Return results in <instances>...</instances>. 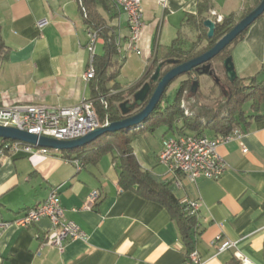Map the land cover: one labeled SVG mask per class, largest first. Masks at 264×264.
Segmentation results:
<instances>
[{
    "label": "crops",
    "instance_id": "1",
    "mask_svg": "<svg viewBox=\"0 0 264 264\" xmlns=\"http://www.w3.org/2000/svg\"><path fill=\"white\" fill-rule=\"evenodd\" d=\"M160 1H141L144 29L140 53L124 57L121 70H133L142 77L151 60L163 59L168 46L179 37V30L187 27L188 16L196 15L199 2L209 3V14L225 17L239 12L243 0H165L164 7ZM113 9L116 17L110 25L126 37V17ZM78 10L75 0H0L1 36L7 52L0 66V107L64 108L90 100L89 83L82 80L89 58V29ZM97 11L106 21L109 19L100 8ZM38 21H44L41 28L35 26ZM164 29L176 37L167 38ZM162 43L165 50L158 55ZM102 44L101 38L96 54L101 52ZM230 52L237 78L247 79L259 73L264 63V19L255 21ZM137 81L119 83L130 88ZM242 133L241 139L217 147L226 165L219 179L200 178L194 184L183 181L181 189L172 186L178 200L198 205L194 252L199 264H240L237 254L252 264H264L263 121L250 123ZM166 137L172 135L162 134L160 139ZM160 139L155 146L145 133L137 135L133 155L141 168L169 183L171 178L157 164ZM243 148L246 153L241 151ZM102 159L95 166L84 165L80 171L55 151L48 156L18 152L1 159L0 222L10 225L0 231V264L185 263L177 227L167 211L131 191H120L111 158ZM54 189L64 218L88 236L85 243L65 242L62 251L45 245L50 227L47 218L26 228L11 224L44 203ZM92 191L99 193L97 203L90 211L82 210ZM217 237L235 246L218 251Z\"/></svg>",
    "mask_w": 264,
    "mask_h": 264
},
{
    "label": "trees",
    "instance_id": "2",
    "mask_svg": "<svg viewBox=\"0 0 264 264\" xmlns=\"http://www.w3.org/2000/svg\"><path fill=\"white\" fill-rule=\"evenodd\" d=\"M79 10H84V22L88 29L97 31L103 39L101 52L93 58L95 76L89 82L91 97L90 103L97 120L104 124L106 121L116 122L125 117L121 116L119 104L132 97V95L146 82L161 60L177 59L180 63L201 55L215 44L223 35L230 31L234 25L247 15L260 0H243L241 10L230 13L215 24L214 34L207 38V29L203 22L209 14V3H198L196 15H189L186 20L187 27L197 34L195 42L180 47L179 37L168 46L165 57L153 59V64L143 76L130 88L123 87L118 81V75L124 59H120L116 49V27L110 25L115 19L116 12L110 0H75ZM100 8L109 19L106 21L97 11ZM259 19H264V13ZM246 30L226 47L214 61L222 62L230 55L231 46L240 41ZM0 28V66L6 57ZM167 71V70H166ZM189 73L186 76L190 77ZM175 82V81H174ZM227 82L228 93L218 92V98L211 105L200 102L201 94L197 91L190 93V78L177 86L171 99L166 92L151 115L139 126L130 131H119L104 134L89 144L71 151L58 152L69 161L77 160L83 165H97L105 156H110L111 163L115 166L117 186L120 191H131L140 198L160 205L170 216L179 233L183 246L185 261L194 252L198 237V222L196 216L190 215L185 204L173 194L171 182L159 181L150 171L141 168L133 152V140L139 134L153 132L159 128L164 129L163 136H180L195 134L198 136L219 137L230 134L233 130H247L252 122L264 123V64L260 73L247 78H236ZM172 84V83H171ZM216 89L215 87H213ZM213 93V92H211ZM183 105V106H182ZM189 115H185V113ZM8 143L10 141H3ZM4 156L9 152L2 150ZM229 264H237L231 261Z\"/></svg>",
    "mask_w": 264,
    "mask_h": 264
},
{
    "label": "built area",
    "instance_id": "3",
    "mask_svg": "<svg viewBox=\"0 0 264 264\" xmlns=\"http://www.w3.org/2000/svg\"><path fill=\"white\" fill-rule=\"evenodd\" d=\"M142 0H110L113 7L126 17V28L128 35L123 37L116 33V49L120 59L140 53L141 34L144 29V13ZM164 7L165 0L160 1ZM83 18L86 17L84 10ZM211 20L216 24L222 21L214 12H210ZM213 17V18H212ZM44 21H38L35 26L41 28ZM87 50L89 54L85 71L82 74V80L88 84L94 79L95 72L93 67V58L96 55V47L101 39L97 31L89 29L87 32ZM185 115H188L185 113ZM90 103V100H82L75 106L64 108H51L45 105H18L0 107V126L13 127L21 131L39 136L52 137L59 140H73L80 138L87 133L100 127L101 124ZM243 133L239 129L233 130L226 136L208 137L195 134H186L172 136L160 139L161 147L157 156L158 163L165 168L166 174L171 178V184L175 189H181L182 182L194 184L198 179L217 180L226 171V165L218 155L217 147L232 140H239ZM0 139V161L5 156L2 150L6 149L9 155L14 153L32 154L48 156L51 150L31 147L19 142L4 143ZM246 153L247 150H241ZM8 155V156H9ZM76 169L80 171L84 165L77 161H69ZM98 191H92L82 210L90 211L99 199ZM187 207L190 215L196 216L197 203L194 201L182 200ZM47 218L50 223L49 230L45 235V245L53 247L56 251H62L67 241L87 242L88 236L73 221L64 218V209L61 206L57 190H52L41 205H38L24 213L22 217L13 221L11 224L17 227H29L40 218ZM10 225L0 222V231ZM218 251L233 248L235 245L229 241H221L217 237ZM240 264H252L249 259L237 254ZM184 264H199V259L195 252H192Z\"/></svg>",
    "mask_w": 264,
    "mask_h": 264
},
{
    "label": "water",
    "instance_id": "4",
    "mask_svg": "<svg viewBox=\"0 0 264 264\" xmlns=\"http://www.w3.org/2000/svg\"><path fill=\"white\" fill-rule=\"evenodd\" d=\"M264 13V0L260 2L241 20H239L230 31H227L214 45L195 59H189L180 63L177 59L161 60L148 80L132 95V97L119 104L121 116L128 117L116 122L106 121L103 125L73 140H59L47 136L30 134L13 127L0 126V139L19 142L36 148L48 149L55 152L71 151L81 148L98 137L107 133L119 131H130L141 125L154 111L161 97L164 95L171 83L186 76L190 72L198 75L209 76L212 74L211 61L216 58L226 47L229 46L239 35H241ZM203 26L207 29V38L211 39L215 29V23L211 19H205ZM223 72L229 82L236 80L237 75L232 58L230 56L222 61ZM167 70V71H166ZM199 82L194 79L190 86V93L194 95Z\"/></svg>",
    "mask_w": 264,
    "mask_h": 264
},
{
    "label": "rangeland",
    "instance_id": "5",
    "mask_svg": "<svg viewBox=\"0 0 264 264\" xmlns=\"http://www.w3.org/2000/svg\"><path fill=\"white\" fill-rule=\"evenodd\" d=\"M208 19H211L210 14H209V18ZM163 31H164V33L165 32L168 33V34L166 33L167 34V38H171L172 39V38L176 37L174 34H170L169 31L166 30V29H164ZM179 31H180L178 33L179 34V40H180L179 43H180V47H182L183 49H187L188 48L187 46H189L191 43L196 41L197 34L193 33V31H191L188 27H183ZM165 46L166 45H163V43H162V46L159 47L160 49H159L158 55H163V52L165 50V48H164ZM229 56L232 58L231 52H230ZM152 64H153V60H151L150 65L148 67V70L151 68ZM212 68L214 69V72L216 73L217 77L219 79H222V77H223V72L222 71L223 70H222L221 62L220 61H214L212 63ZM261 69L262 68H260L259 73H260ZM141 75L139 73L134 72L133 70L128 71L127 69H124V70L120 71V74L118 75L120 77H118L117 81L118 82L121 81V82L124 83V85L125 84L128 85L130 82L133 83V82L139 80ZM180 80H183V76L181 78H179L177 81L173 82L170 85V87H168V89L166 90V96L168 97V99H171V97L174 95V93H175V91L177 89V86H178V82ZM198 81H199V85H198L199 86V91L198 92L201 94V97H202V98H200V102L202 104H204V105L213 104L214 101H216L217 98H218L217 89H214L213 86H211L212 82L209 79V77L206 76V75L200 76ZM211 92H213V93H211ZM162 134H164V129L163 128H159V129H157V130H155L153 132H146L145 133V137H147V139H149V141H151V143L156 146V144H157V142L160 139ZM160 147H161V145H160ZM102 160L103 161L110 160V156H105V157H103ZM157 161H158V159H157ZM157 164L159 165V167H162V165H160L159 163H157ZM162 168H164V167H162Z\"/></svg>",
    "mask_w": 264,
    "mask_h": 264
},
{
    "label": "flooded vegetation",
    "instance_id": "6",
    "mask_svg": "<svg viewBox=\"0 0 264 264\" xmlns=\"http://www.w3.org/2000/svg\"><path fill=\"white\" fill-rule=\"evenodd\" d=\"M214 62V59L211 61V71L210 72H212V74L211 75H209L208 77H209V79L211 80V82H212V84H211V86H213V87H215L216 89H217V91L218 92H222L224 95H226L229 91H228V87H227V82L226 81H228V79L226 78V76H225V74H224V70H223V68H222V72H223V77H222V79H219L218 77H217V75H216V73L214 72V69L212 68V63ZM221 65H222V62H221ZM192 75L190 76V77H187V76H183V80H180L179 82H178V85L180 84V83H183V81H185V80H187V79H189L190 78V86H191V83L193 82V80L194 79H196L197 81H198V79H199V77H200V75H198L197 73H195L194 71L193 72H190ZM148 80V79H147ZM146 80V81H147ZM199 82V81H198ZM197 91H199V88H198V90Z\"/></svg>",
    "mask_w": 264,
    "mask_h": 264
}]
</instances>
